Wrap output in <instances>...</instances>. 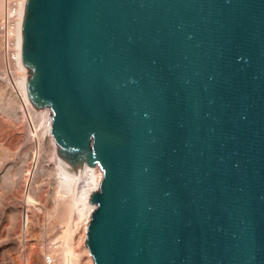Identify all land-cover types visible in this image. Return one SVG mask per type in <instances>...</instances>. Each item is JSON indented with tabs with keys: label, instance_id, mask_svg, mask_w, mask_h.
Returning <instances> with one entry per match:
<instances>
[{
	"label": "water",
	"instance_id": "1",
	"mask_svg": "<svg viewBox=\"0 0 264 264\" xmlns=\"http://www.w3.org/2000/svg\"><path fill=\"white\" fill-rule=\"evenodd\" d=\"M23 40L58 152L105 173L95 264H264V0H26Z\"/></svg>",
	"mask_w": 264,
	"mask_h": 264
},
{
	"label": "rangeland",
	"instance_id": "2",
	"mask_svg": "<svg viewBox=\"0 0 264 264\" xmlns=\"http://www.w3.org/2000/svg\"><path fill=\"white\" fill-rule=\"evenodd\" d=\"M3 12L4 0H0V19ZM1 47L0 40V264H44L45 253L67 241L78 254L77 263L91 264L86 251L89 228L85 233L80 218L79 201L84 198L86 184L80 180L74 189L63 185L55 138L54 144L38 122L40 116L32 115L26 107L18 85V66L6 61ZM34 74L27 65L29 81ZM43 109L55 116L50 105ZM88 156L86 152L74 161L59 155L76 170L88 164ZM57 253L63 262V254Z\"/></svg>",
	"mask_w": 264,
	"mask_h": 264
},
{
	"label": "bare ground",
	"instance_id": "3",
	"mask_svg": "<svg viewBox=\"0 0 264 264\" xmlns=\"http://www.w3.org/2000/svg\"><path fill=\"white\" fill-rule=\"evenodd\" d=\"M17 70H18V73L20 74V80L18 81V85H19V88L22 92L24 103H25L26 107L29 108V111H31L32 115L40 116V120L39 119H37V120H38V122L39 121L42 122V124L44 126V130L46 131V134H48L51 137V140L53 142V137L51 135H52V130H53L54 117L52 116V114L49 110L43 109L41 112H38L32 106L33 105L32 104V98H31V94H30V90H29L30 81L28 79L27 65L23 59V53H22V60L18 64ZM36 118H38V117H36ZM38 129H40V128H38ZM56 149H57V147L55 145V150ZM58 154L60 155V153H57V156H56L57 157L56 158L57 159V165H58L57 167H59L60 172H61V174L60 173L59 174L63 177V185L65 187H69L71 189H74L75 185L80 180H83L86 184V187H85L86 189L84 192V198H82V200H80L79 202L81 205V207H80V218H81V222L83 223V226H84L83 230H85V233H88L90 221L93 217L94 212L97 209V205L92 203V197L94 194L98 193L101 190V186H102L103 181H104L105 173L102 169H100V168L97 169V166H92L89 164L84 165V168L82 167V168H80V170H78V168H77V170H78L77 171L75 166L69 167L70 164L67 165V163H66L67 161L64 162L62 159H60ZM61 158H62V156H61ZM83 191H81V192L83 193ZM79 199H81V198H79ZM75 205H77V204H75ZM79 224H81V223H79ZM81 226H82V224H81ZM65 232H66V230H65ZM65 232H64V234H65ZM64 236H62L63 237L62 241H64ZM67 238H69V235ZM57 251L58 250H55L56 253H57ZM86 251L91 258V264H94V259H93L91 252H90V249H87ZM59 252L63 254L62 264H76L77 263L78 260L76 258V255H78V254H76L77 252H75L74 248L68 243V241L65 243H61L60 248H59ZM77 257H79V256H77Z\"/></svg>",
	"mask_w": 264,
	"mask_h": 264
},
{
	"label": "built area",
	"instance_id": "4",
	"mask_svg": "<svg viewBox=\"0 0 264 264\" xmlns=\"http://www.w3.org/2000/svg\"><path fill=\"white\" fill-rule=\"evenodd\" d=\"M25 3L26 0H4V12L0 19L1 51L10 65L18 66L22 60ZM99 168L102 169L97 165ZM59 248L60 244H55L54 251L45 253L44 264H62L61 257L55 252Z\"/></svg>",
	"mask_w": 264,
	"mask_h": 264
}]
</instances>
